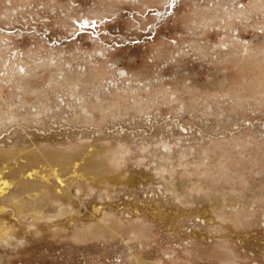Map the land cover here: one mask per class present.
<instances>
[{"label": "rangeland", "instance_id": "obj_1", "mask_svg": "<svg viewBox=\"0 0 264 264\" xmlns=\"http://www.w3.org/2000/svg\"><path fill=\"white\" fill-rule=\"evenodd\" d=\"M0 172V264H264V0H0Z\"/></svg>", "mask_w": 264, "mask_h": 264}, {"label": "bare ground", "instance_id": "obj_2", "mask_svg": "<svg viewBox=\"0 0 264 264\" xmlns=\"http://www.w3.org/2000/svg\"><path fill=\"white\" fill-rule=\"evenodd\" d=\"M79 166L78 164L75 166V168ZM5 172V171H4ZM38 173H32L31 175H29L30 177L34 178L35 176H37ZM51 176H54L57 180L58 183L60 185V187H63L65 182L62 180L61 176L59 175L58 171L54 170L53 174ZM78 177V176H77ZM45 178V177H42ZM75 178V177H74ZM12 185L10 182L4 180L3 176H2V172H0V194L2 196H4L5 194H7L10 189H11Z\"/></svg>", "mask_w": 264, "mask_h": 264}]
</instances>
